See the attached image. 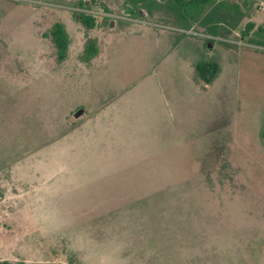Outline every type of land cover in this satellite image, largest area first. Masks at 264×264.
Here are the masks:
<instances>
[{"label": "rangeland", "instance_id": "1", "mask_svg": "<svg viewBox=\"0 0 264 264\" xmlns=\"http://www.w3.org/2000/svg\"><path fill=\"white\" fill-rule=\"evenodd\" d=\"M146 1L0 0V260L264 264V0Z\"/></svg>", "mask_w": 264, "mask_h": 264}, {"label": "trees", "instance_id": "2", "mask_svg": "<svg viewBox=\"0 0 264 264\" xmlns=\"http://www.w3.org/2000/svg\"><path fill=\"white\" fill-rule=\"evenodd\" d=\"M222 1L223 0H167L162 1L160 4L164 6L167 5L169 7L168 11H174L173 14L175 17H182L185 19L188 14H195L196 16L192 20V24L194 25L196 23H199V26L204 27L207 33L213 35L212 33L217 29V20H210L209 15L214 7H216V5L221 3ZM127 2L133 3L135 5L141 4L143 6H147L148 13H154V11L163 10L162 6H159V8H155L146 0H126V3ZM78 19L88 29H92L97 25L95 16L84 11L78 14ZM51 34L53 41L58 48V60L63 61L67 58L68 55L70 36L67 33L65 26L60 23L54 25ZM85 52V58L89 61L98 54V45L95 40H87L85 44ZM195 69L201 79H203L207 84L211 83L217 77L220 71L219 65L215 62H199L195 65ZM0 264L15 263L10 260L4 259L0 260Z\"/></svg>", "mask_w": 264, "mask_h": 264}, {"label": "crops", "instance_id": "3", "mask_svg": "<svg viewBox=\"0 0 264 264\" xmlns=\"http://www.w3.org/2000/svg\"><path fill=\"white\" fill-rule=\"evenodd\" d=\"M199 30H201V32H203V33H205V34H209V33H207L206 32V29L203 27V28H201V29H199ZM210 35V34H209Z\"/></svg>", "mask_w": 264, "mask_h": 264}]
</instances>
